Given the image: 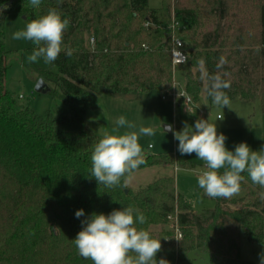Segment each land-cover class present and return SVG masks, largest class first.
I'll use <instances>...</instances> for the list:
<instances>
[{"label":"trees","instance_id":"obj_1","mask_svg":"<svg viewBox=\"0 0 264 264\" xmlns=\"http://www.w3.org/2000/svg\"><path fill=\"white\" fill-rule=\"evenodd\" d=\"M51 8L70 20L63 48L73 55L62 51L50 63L56 70H39L40 78L59 89L65 108L38 114L6 88L5 24L11 13L30 22ZM173 16L177 29L184 28L180 36L191 34L183 48L191 67L185 90L192 100L205 86L212 104L209 78L219 77L230 81L223 90L230 101L258 99L264 113V0H163L159 8L149 0H42L39 7L15 0L0 14V264H93L73 241L82 221L124 207L146 217L144 224L137 221L138 229L161 238L157 260L173 264L198 251L209 264H254L241 257L239 237L264 243V188L247 171L238 195L216 199L214 208L201 212L176 185L175 170L194 164L173 153L147 154L114 187L90 175L100 137L87 114L100 96L174 88ZM221 58L226 63L218 67ZM156 168L164 175L138 189L128 186L131 174ZM80 209L85 215L76 218ZM174 214L179 241L168 219Z\"/></svg>","mask_w":264,"mask_h":264},{"label":"clouds","instance_id":"obj_2","mask_svg":"<svg viewBox=\"0 0 264 264\" xmlns=\"http://www.w3.org/2000/svg\"><path fill=\"white\" fill-rule=\"evenodd\" d=\"M29 2L33 7H39L42 0ZM57 2L62 4L63 0ZM6 9L7 5L0 6V14ZM69 26L70 20L62 18L56 8H51L46 14L28 22L26 29L14 32L12 38L28 40L36 45L28 57L30 62L43 58L45 63H53L62 51L67 56L73 55L70 47L66 50L63 48L64 34ZM224 63L226 61L221 58L218 67ZM209 79L211 84L208 95L212 97L213 103L223 108L228 107L230 99L223 90L230 88V81L219 77ZM223 119L224 115L217 118ZM115 123L118 127L113 129V133L103 135L91 155L90 175L98 184L106 187L119 185L122 177L144 163L139 137L155 134L153 128L143 126L138 132L120 133L121 127L136 128L135 123L124 116L118 117ZM167 130H171L178 140L181 155L191 156L194 153L195 157L205 162L204 169L197 172V180L199 188L208 197L230 199L238 195L243 179L241 174L245 171L254 184L264 188V150L253 151L246 142L237 144L234 151L228 150L225 144L227 137L223 133L218 134L216 123L204 119H197L194 126L185 124L181 131H175L169 124ZM220 169H225L222 174ZM261 198L264 199V193ZM84 215L83 209L75 213L76 218ZM137 221L144 224L146 217L142 213L134 216L131 207L113 210L107 215L93 213L82 221L83 227L73 239L78 254L90 259L93 264H169L164 258L157 260V254L162 250L161 238H153L149 231L138 229ZM260 264H264V253L260 254Z\"/></svg>","mask_w":264,"mask_h":264},{"label":"rangeland","instance_id":"obj_3","mask_svg":"<svg viewBox=\"0 0 264 264\" xmlns=\"http://www.w3.org/2000/svg\"><path fill=\"white\" fill-rule=\"evenodd\" d=\"M162 3L163 0H149L152 8H159ZM27 23L28 21L18 13H11L6 18L4 38L5 49L8 51L5 59L6 88L20 97L23 103L30 105L38 114H43L49 109L64 110V102L59 96L57 87L51 86L52 91L46 94L35 91L36 83L40 79L39 70H56V68L50 63H45L43 58L30 62L28 57L35 49L32 42L12 38L14 32L26 29ZM182 30L183 27L176 30V38L183 42L189 41L191 34H184L186 38H183L180 36ZM190 69L188 62L177 66L174 74V90L178 93L185 90V74ZM162 95L166 96L165 99H162ZM93 107L88 110L87 117L91 130L100 139L105 133H113V129L118 127L115 123L116 119L124 116L128 121L135 123L136 128L121 127L120 133L138 132L141 126L155 130L154 135L139 137L143 157L149 153L170 152L194 164L192 168L178 167L175 170V177L178 192L184 195L197 212L216 206V199L205 195L204 190L198 186L197 172L204 169L205 162L195 157L194 153L191 156L181 155L178 151V140L174 138L171 130H167L169 124L175 131H181L185 124L194 126L197 119L208 120L210 123H216L218 134L223 133L227 137L225 144L228 150L234 151L235 146L241 142H246L253 151L264 150V113L258 99L254 101L234 99L230 101L228 107L223 108L208 101L204 86L198 101H192L189 109L186 108L183 98L174 99L167 93L158 91L106 93L100 96ZM202 110L204 114H201ZM222 115L224 119L217 120ZM166 168L171 170L170 167ZM163 173L162 169L157 168L141 170L131 174L127 184L133 189H138L164 175ZM239 239L241 257L254 264H260L264 243L252 242L242 233ZM173 264H209V259L206 254L193 251L181 255L180 262L176 261Z\"/></svg>","mask_w":264,"mask_h":264},{"label":"built area","instance_id":"obj_4","mask_svg":"<svg viewBox=\"0 0 264 264\" xmlns=\"http://www.w3.org/2000/svg\"><path fill=\"white\" fill-rule=\"evenodd\" d=\"M178 24H179L178 21H176L174 16H173V22H172L171 28L173 29L174 35H173V47H172L171 53H172L173 65L175 67L184 65L185 63L188 62V54L183 48L184 42L181 39L176 38V36H175V29L178 27ZM93 42H94L93 39H91V44H93ZM167 94L169 96H172L174 99H177L178 97L183 98L186 108H189L190 104L193 101L191 96L187 93L186 90H183V91L178 93L173 88ZM201 114H204L203 110L201 111ZM168 219L172 223V226H173L175 233L177 235V239H181L182 234H181L180 229H179L177 214L170 215L168 217Z\"/></svg>","mask_w":264,"mask_h":264},{"label":"water","instance_id":"obj_5","mask_svg":"<svg viewBox=\"0 0 264 264\" xmlns=\"http://www.w3.org/2000/svg\"><path fill=\"white\" fill-rule=\"evenodd\" d=\"M14 1L15 0H9L7 5L8 6L12 5ZM51 89H52L51 86L43 78H40L35 86V91L43 94L50 92Z\"/></svg>","mask_w":264,"mask_h":264},{"label":"crops","instance_id":"obj_6","mask_svg":"<svg viewBox=\"0 0 264 264\" xmlns=\"http://www.w3.org/2000/svg\"><path fill=\"white\" fill-rule=\"evenodd\" d=\"M165 97H166L165 95H162V99H165ZM176 102H177V101H176ZM179 104H180V103H179ZM92 108H94V107H92ZM92 108H91V109H92ZM187 109H189V108H187Z\"/></svg>","mask_w":264,"mask_h":264}]
</instances>
